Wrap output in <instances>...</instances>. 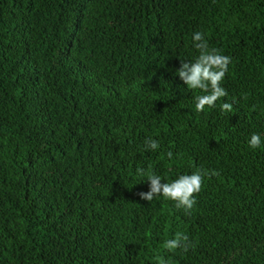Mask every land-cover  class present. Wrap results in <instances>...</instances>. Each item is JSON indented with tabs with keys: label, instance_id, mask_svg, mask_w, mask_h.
Here are the masks:
<instances>
[{
	"label": "trees",
	"instance_id": "obj_1",
	"mask_svg": "<svg viewBox=\"0 0 264 264\" xmlns=\"http://www.w3.org/2000/svg\"><path fill=\"white\" fill-rule=\"evenodd\" d=\"M197 31L231 57L203 112L177 75ZM200 167L219 175L190 216L138 195L137 168L164 183ZM177 232L195 247L166 250ZM157 256L264 264V0H0V264Z\"/></svg>",
	"mask_w": 264,
	"mask_h": 264
},
{
	"label": "clouds",
	"instance_id": "obj_2",
	"mask_svg": "<svg viewBox=\"0 0 264 264\" xmlns=\"http://www.w3.org/2000/svg\"><path fill=\"white\" fill-rule=\"evenodd\" d=\"M192 40L199 55L192 62L181 60L177 75L187 86V89L200 90L205 93L195 97L196 111L203 112L206 106L215 108L216 102L227 96V91L221 86V82L228 72L231 57L221 54L217 48H210L203 33L199 31L193 34ZM233 102L235 103V101ZM220 108L222 112L228 113H232L234 109L232 103H222ZM261 143V136L255 133L248 141L249 147L253 149L260 147ZM158 147L159 142L151 137L144 143L145 150L155 151ZM173 155L172 151L166 153L168 159H172ZM136 173L142 177L146 176L149 182V191L138 193L141 199L151 202L156 197L162 196L166 200L174 201L175 207L183 209L189 216L197 203L196 196L202 189L204 178L219 175L216 170L200 167L191 174H182L171 182L161 183V177L154 172H146L143 168H137ZM163 247L169 252L176 249L187 252L195 245L186 234L177 232L173 238L164 242ZM156 260L157 264H167L164 257L157 256Z\"/></svg>",
	"mask_w": 264,
	"mask_h": 264
}]
</instances>
